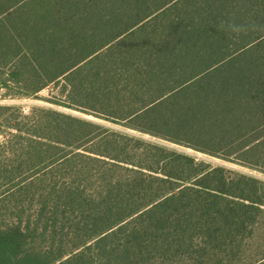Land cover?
I'll list each match as a JSON object with an SVG mask.
<instances>
[{
    "label": "trees",
    "instance_id": "obj_1",
    "mask_svg": "<svg viewBox=\"0 0 264 264\" xmlns=\"http://www.w3.org/2000/svg\"><path fill=\"white\" fill-rule=\"evenodd\" d=\"M0 86L264 171V0H0ZM0 264H264V180L0 106Z\"/></svg>",
    "mask_w": 264,
    "mask_h": 264
},
{
    "label": "rangeland",
    "instance_id": "obj_2",
    "mask_svg": "<svg viewBox=\"0 0 264 264\" xmlns=\"http://www.w3.org/2000/svg\"><path fill=\"white\" fill-rule=\"evenodd\" d=\"M55 92H56V90H55L54 86H50V87L46 88L45 90L41 91L40 93H38V95H36L34 97L14 98V97H9L6 94H4V96H2L0 98V106H13V107L19 108L24 114H29L33 108H50V109H54L57 111L65 112L68 114H72L74 116H78L80 118H84V119L93 121L97 124H100L104 127L110 128L112 130L127 133L129 135H133V136L145 139L147 141L168 147V148L176 150V151L185 152L187 154L194 156L199 161H205V162L210 163L212 165H220V166H224L227 168H231L233 170H236V171L248 174V175H252V176H255L261 180H264V171L255 170V169H251V168L246 167V166H242V165H238V164H235L232 162H228V161H225L223 159L211 156L209 154H205V153H202V152L190 149V148H185L183 146H179V145L164 141L162 139L153 137V136L148 135V134H143V133L131 130V129H127L124 126L110 123L108 121H105V120L100 119V118H96L94 116L85 114V113L80 112V111L64 108L61 106H56V105H53V104L47 102L46 101L47 98H51V96Z\"/></svg>",
    "mask_w": 264,
    "mask_h": 264
},
{
    "label": "built area",
    "instance_id": "obj_3",
    "mask_svg": "<svg viewBox=\"0 0 264 264\" xmlns=\"http://www.w3.org/2000/svg\"><path fill=\"white\" fill-rule=\"evenodd\" d=\"M4 94H5V90H4L3 87L0 86V98H1L2 96H4Z\"/></svg>",
    "mask_w": 264,
    "mask_h": 264
}]
</instances>
